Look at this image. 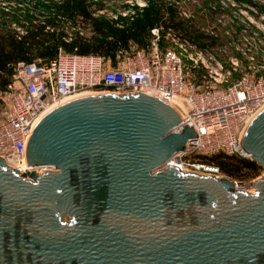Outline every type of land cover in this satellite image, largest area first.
<instances>
[{
    "label": "water",
    "instance_id": "obj_1",
    "mask_svg": "<svg viewBox=\"0 0 264 264\" xmlns=\"http://www.w3.org/2000/svg\"><path fill=\"white\" fill-rule=\"evenodd\" d=\"M180 122L145 92L48 112L26 157L55 170L20 174L0 157V264H264V175L249 193L229 177L162 168L197 138L189 125L172 131ZM241 145L264 169V108Z\"/></svg>",
    "mask_w": 264,
    "mask_h": 264
},
{
    "label": "built area",
    "instance_id": "obj_2",
    "mask_svg": "<svg viewBox=\"0 0 264 264\" xmlns=\"http://www.w3.org/2000/svg\"><path fill=\"white\" fill-rule=\"evenodd\" d=\"M152 31L155 41L151 48L134 50L124 65L120 61L107 63L108 59L99 54L68 52L62 47L49 62L15 65L6 90L0 92V99L8 102L0 122V157L20 174L55 170L54 165L31 166L26 157L29 138L45 111L89 94L145 92L179 112L181 122L172 131L180 132L189 125L197 132V138L189 139L184 149L176 151L161 167L172 165L185 172L229 177L201 156L247 155L241 138L264 108V82H252L248 76L229 82L197 43L174 35L175 45L161 49L158 31ZM72 38V34L65 36L66 40ZM231 179L236 189L256 192L252 182L258 178Z\"/></svg>",
    "mask_w": 264,
    "mask_h": 264
},
{
    "label": "trees",
    "instance_id": "obj_3",
    "mask_svg": "<svg viewBox=\"0 0 264 264\" xmlns=\"http://www.w3.org/2000/svg\"><path fill=\"white\" fill-rule=\"evenodd\" d=\"M11 1L22 4L19 0ZM28 5L30 8L24 14H16L23 9L22 6L0 12L3 17L0 20V92L6 90L15 65L37 60L49 62L56 56L59 47L68 52L76 50L81 54H99L117 64L120 53L130 48H148L154 39L152 30L160 27L163 32L170 29L180 31L183 38L204 48L203 43L184 28L182 22L164 18L161 8L152 9L145 17L128 21L95 18L92 15L91 0H44L43 3L32 0ZM80 17L88 26L95 27L96 34L84 37L77 33L72 40L67 41L64 23ZM20 28L24 29L23 34L19 32ZM263 58L260 54L256 57L257 60ZM201 159L216 164L224 174L233 179H242L246 173L255 177L262 170L250 157L240 154L218 153L201 156Z\"/></svg>",
    "mask_w": 264,
    "mask_h": 264
},
{
    "label": "rangeland",
    "instance_id": "obj_4",
    "mask_svg": "<svg viewBox=\"0 0 264 264\" xmlns=\"http://www.w3.org/2000/svg\"><path fill=\"white\" fill-rule=\"evenodd\" d=\"M16 1L0 0L1 10L20 9L16 14L28 12V5L32 0ZM43 3L44 0H38ZM92 15L95 18H107L109 20H128L145 17L151 10L161 8L164 18H171L174 22H182L184 28L199 40L204 48L205 56L212 62L214 68H221L229 82L248 76L252 82H264V0H91ZM14 12L13 10H11ZM39 16V15H37ZM3 18L0 13V20ZM66 35L72 34L73 38L78 34L90 37L96 34L95 27H90L81 19L68 21ZM158 31L157 40L161 49L175 45L174 35H180V31L170 29L163 32L162 28H154ZM21 34L24 29H18ZM154 34V31L151 32ZM204 34V37H201ZM154 40V39H153ZM152 40V41H153ZM70 41V40H67ZM155 41V40H154ZM152 43L145 50H149ZM200 48V46H199ZM137 48H130L120 53V63L127 60ZM244 60V61H243ZM107 63H113L111 59ZM215 78V74H212ZM213 80L212 77H208ZM8 110V102H0V122L2 116ZM264 175V169L253 175L242 176V179L250 181ZM238 178V177H237ZM241 178V177H240Z\"/></svg>",
    "mask_w": 264,
    "mask_h": 264
},
{
    "label": "bare ground",
    "instance_id": "obj_5",
    "mask_svg": "<svg viewBox=\"0 0 264 264\" xmlns=\"http://www.w3.org/2000/svg\"><path fill=\"white\" fill-rule=\"evenodd\" d=\"M52 110V109H51ZM48 112H50V110H47V111H45L43 114H42V116H41V118L43 117V116H45ZM41 119H39V121H40Z\"/></svg>",
    "mask_w": 264,
    "mask_h": 264
}]
</instances>
